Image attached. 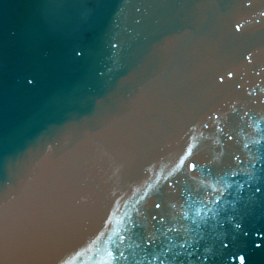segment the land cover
Wrapping results in <instances>:
<instances>
[{
  "label": "water",
  "instance_id": "obj_1",
  "mask_svg": "<svg viewBox=\"0 0 264 264\" xmlns=\"http://www.w3.org/2000/svg\"><path fill=\"white\" fill-rule=\"evenodd\" d=\"M41 195L133 216L56 264H264V0H0V264Z\"/></svg>",
  "mask_w": 264,
  "mask_h": 264
},
{
  "label": "bare ground",
  "instance_id": "obj_2",
  "mask_svg": "<svg viewBox=\"0 0 264 264\" xmlns=\"http://www.w3.org/2000/svg\"><path fill=\"white\" fill-rule=\"evenodd\" d=\"M45 195L40 196L42 199L40 197L38 198V200L46 202V204L44 202L45 207L42 209L43 218L40 217V214L38 218L42 220L41 222L42 229L40 230V233L42 235H45L46 237L44 236L41 239L42 242L34 247V253H33V256L30 258V260L28 259L29 257L28 255H27L28 257H26L25 259L23 257L22 258L18 257L19 259H17V264H22V262L24 264H47V261H50L56 264L58 261H61L62 257L66 256V254H68L69 252L71 251L75 252L76 248H79V247L88 248L97 242L96 239L100 240V238L104 235L105 231H107L109 228V223L106 221V219L109 218L110 216L112 217V220L114 221V223L111 225H113L114 228H118V229L123 227L122 225L125 226L126 222L128 220L131 221V218H133V216L127 217L124 215H120L117 213H113L110 211H106V210L92 207L89 205H85L82 203L74 202V201L60 198L57 196L51 195L50 197H46L47 195L46 196ZM142 218L143 219L145 218L147 220L146 216ZM29 222L30 224H32V221H29ZM98 227L100 231L98 232V236L94 235L95 236L94 237L92 235V233L94 232L93 230H96ZM149 230H151V228H149ZM152 230L154 231V228H152ZM164 231L166 230L161 229L160 230L161 234L165 233ZM63 232H66L67 241L70 242L74 239L76 240V242L69 243L68 246L70 247L71 250L70 249L68 251L66 249L63 250V247L58 248L56 238L58 236H61L60 234ZM80 232L81 234H79ZM80 235H85V237L83 238ZM172 236H174L176 239H180L184 237L181 234H175V233L170 234V238ZM125 240H124V237H122L118 241L125 243ZM0 245L2 248H4V250L1 248V254L2 252L5 251L4 254H7L9 256L13 255V253L9 251V250L12 251V248H8L11 245L10 240H7L6 238L2 237L0 240ZM117 246H119V250H121L124 244L120 245L119 243V245L117 244ZM174 248L177 251V250H183L184 247L174 246ZM211 252L213 253V249L208 248V249H203L202 252H200L199 254L200 255L203 254V256L205 255L209 256L208 253H211ZM34 254H39V255L35 256ZM41 254L46 255V258L44 259L39 258V257H42ZM55 254H59V255L55 256ZM13 256H16V255H13ZM167 256L169 258L172 257L170 253ZM167 256H165L164 258H166ZM155 257L156 255H151V256L149 255V257L143 258L140 253L138 260L137 259L136 260L139 262L138 264H151V263L160 264L157 261L158 258H155ZM175 260L179 262L180 258L174 259L173 263H176ZM181 260H182V257H181ZM63 261H66V258L65 259L63 258ZM100 261H95V262H97V264H113L112 258L108 257L107 255H104L103 257H101ZM199 263L205 264L204 260L203 261L200 260Z\"/></svg>",
  "mask_w": 264,
  "mask_h": 264
},
{
  "label": "snow or ice",
  "instance_id": "obj_3",
  "mask_svg": "<svg viewBox=\"0 0 264 264\" xmlns=\"http://www.w3.org/2000/svg\"><path fill=\"white\" fill-rule=\"evenodd\" d=\"M189 151H191V149H189ZM241 264H243V260H241Z\"/></svg>",
  "mask_w": 264,
  "mask_h": 264
}]
</instances>
